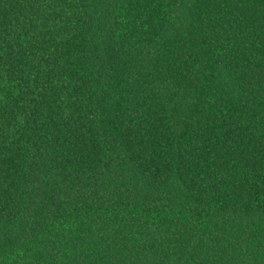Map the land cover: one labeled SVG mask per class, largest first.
I'll use <instances>...</instances> for the list:
<instances>
[{
  "label": "trees",
  "instance_id": "1",
  "mask_svg": "<svg viewBox=\"0 0 264 264\" xmlns=\"http://www.w3.org/2000/svg\"><path fill=\"white\" fill-rule=\"evenodd\" d=\"M0 264H264V0H0Z\"/></svg>",
  "mask_w": 264,
  "mask_h": 264
}]
</instances>
